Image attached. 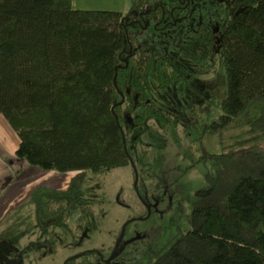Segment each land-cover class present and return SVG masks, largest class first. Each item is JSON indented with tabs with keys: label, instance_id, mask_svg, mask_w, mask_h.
Instances as JSON below:
<instances>
[{
	"label": "trees",
	"instance_id": "trees-1",
	"mask_svg": "<svg viewBox=\"0 0 264 264\" xmlns=\"http://www.w3.org/2000/svg\"><path fill=\"white\" fill-rule=\"evenodd\" d=\"M154 9L138 0L126 13L76 10L73 0H0V115L19 135L15 157L42 171L75 173L67 189L40 186L23 206L35 205L40 225L83 229L94 215L80 203L88 173L144 164L151 180L139 187L144 200L155 191L170 198L161 216L175 221L160 241L118 264H264V152L256 143L264 138V0H232L219 36L198 28L175 53L138 39L143 26L160 21ZM219 65L226 71L220 114L199 130L192 125V133L174 98L190 106L187 72ZM168 99L173 111L164 107ZM179 131L194 144L219 135L225 150L200 145L187 170L211 168L186 196L177 187L179 168L163 164L166 154L147 161L158 138Z\"/></svg>",
	"mask_w": 264,
	"mask_h": 264
},
{
	"label": "rangeland",
	"instance_id": "rangeland-1",
	"mask_svg": "<svg viewBox=\"0 0 264 264\" xmlns=\"http://www.w3.org/2000/svg\"><path fill=\"white\" fill-rule=\"evenodd\" d=\"M138 1L145 2L152 0ZM221 16L225 17V13H222ZM187 74L188 76L187 82L184 84V92L192 95L191 104L190 106L183 107L181 104L183 103L184 98L180 101L175 97L174 99H176L177 102V109L175 111L180 116H187L188 126L185 127L194 133V129L191 127L192 125L196 130H199L206 121H209L220 114L217 110L216 104L221 103L225 98L226 71L224 66L217 67V70H205L201 67H195L192 72ZM208 92L211 94L214 93L216 107L214 102L211 103L209 100L210 95H208ZM168 101L170 106L167 102H164V107L167 110L170 108V110L173 111V104L169 99ZM232 133L233 131L231 130L228 133H225V136H230ZM196 137L198 136L196 135ZM158 139L156 140L155 148L152 150L151 157L148 160H145L150 163L152 162L153 155L166 154V159H163V164L167 167L179 168L178 170L181 174V179L178 182L177 187L184 192V196L190 195L195 189L202 187L203 176L205 175L206 170L211 168L210 164L207 168L204 167L203 164H197L191 170H187L194 161L199 159L201 152L198 148L200 145L211 153L220 154L225 152L224 146L219 144V135L205 136L201 141L196 142V144L190 141V139H186L180 131L177 134H171L168 137H161L160 142ZM19 142L18 133L12 128L6 118L0 115V163H2L1 171L3 172L2 175L0 174V178H5L7 176H12L13 178L8 190H0V201L4 204L0 207V246L3 247L5 244L11 243V249L15 248L14 241H16V238L14 236L17 237V230L15 229L14 231V227H12L15 225L14 214L17 215L18 219H21L22 211L16 212L17 209L14 210L13 208L7 211L6 209L8 205L6 202H8L10 200L9 198L13 196V186L15 185L14 183H16L17 178L20 179L18 184L19 188L21 191H24L20 193L19 198L26 195L22 185V175H19V178L17 174L18 171L21 170V174L34 178L27 180L26 184H33L34 181H44L42 182V185L37 186L34 191L40 189V186L49 189L65 190L75 175V173L42 171L25 161L16 158L15 153L19 147ZM191 142L192 146H190ZM251 143L256 145L253 142ZM256 143L259 147L256 146L264 152V138ZM139 164L141 163L139 162ZM139 168H141V165ZM142 182L146 185L151 183V180L145 171ZM49 192L50 191H48V193ZM121 192L122 194L120 198L122 204L118 200ZM156 192L157 191L154 192V195L159 193ZM136 193L135 177L133 169L130 166L116 168L106 173L90 172L87 175L80 198V203L83 206H89L94 210V215L85 225V229H88L85 231L86 234L88 233V238H83V235L79 234V231L77 232V229L73 225H71L73 233H70L69 230H65L61 226L52 227L49 225V222L40 225L36 220L29 219V221H31L29 226L31 232L30 234L27 232L28 235L22 237L19 241V246H31L33 242H40L39 239L44 241L48 239V246L50 248L47 249L46 252L52 249L53 253H49L44 257L42 255L43 252H38L39 250H37L32 251V253L30 251L26 252L24 255V253L20 252V249L16 247L14 252L13 250H8L4 253V256L14 255L13 258L17 260V263L22 260L21 264H64L69 257L76 256L78 253L92 248L105 247L107 248L106 251L109 252V249L115 244V237L127 220L135 217L139 219L129 226L128 230L130 233L128 232L127 237H130V234L134 235L135 231L138 233H142L143 231L146 233V236H144V239L139 240L133 248L127 250L123 254V258L128 259L130 258L132 251L140 247L145 248L146 245L150 243L160 241L162 234L165 233V226H171L172 222L175 221V217L171 214L162 217L159 212L163 210V207L160 206H158L160 209H158L159 211H153L150 217L149 214L144 217L146 209ZM15 200H17V197ZM125 205H128V207ZM27 212L28 209L25 208V213L22 214L25 218L22 217V222H24L23 218L24 220L33 218L32 214L26 215ZM26 226L27 225H25V227ZM47 227L49 228V232L45 233V237H39L40 230L44 231L43 228ZM8 230H10L11 233H9ZM55 234L58 235L59 239L56 238Z\"/></svg>",
	"mask_w": 264,
	"mask_h": 264
},
{
	"label": "flooded vegetation",
	"instance_id": "flooded-vegetation-1",
	"mask_svg": "<svg viewBox=\"0 0 264 264\" xmlns=\"http://www.w3.org/2000/svg\"><path fill=\"white\" fill-rule=\"evenodd\" d=\"M156 0H152L155 9L154 10H160L161 12V18L160 21L152 27L147 26L144 28V32L141 34V36L138 38L142 43L144 44H150L151 46L157 48L160 47L162 50L165 52H171L175 53L176 50L179 49L180 44L183 41V38L186 37L188 34L190 35L191 33L197 32L198 30L202 27H210L214 29V34L215 35H220L222 32L223 28L226 25V18H227V13L229 11L230 5L232 3V0H171L172 3H170V0L164 1L159 3L156 7V4L154 3ZM171 6L170 12L167 13L165 12V8L163 6H166V3ZM152 11V9H148L146 13ZM145 13V14H146ZM225 13V17H222L221 14ZM141 18H143V15H140ZM194 67V66H193ZM204 69V68H203ZM194 70V68H192ZM192 70H189L187 73L192 72ZM131 167L133 169L134 177H135V189H136V194L141 200L144 208L146 209L145 216L147 214L152 215L153 211H159V207H163L164 205H167L166 197L165 195L159 196L154 195V193H146L145 194V200H144V193L142 194L141 190H139V187L142 185V179H144V164L141 165V168H139L137 165L134 164V162H131ZM135 169L138 172V183L136 184V175H135ZM21 178H23V174ZM20 180V179H19ZM55 190V189H51ZM141 191V192H140ZM144 192V191H143ZM167 195V194H166ZM31 197V196H30ZM29 197V198H30ZM27 199V201L29 200ZM170 200V198H168ZM27 201L25 203H27ZM128 207V205H125ZM35 205L29 207L28 214H32L33 218H28L25 219V216H22L23 213H25V208L23 206L24 212L21 214V219L19 218L18 220V225H16V230L19 231L17 234L16 241H14V246L15 248L18 247L20 249V252H23L24 255L26 252H31L32 251H37L38 252H43V256L46 257L49 253H53V250L51 249L50 251L46 252L47 249L50 247L48 246V239L47 240H41L39 239L40 242H33L31 246H19L20 245V240L22 237L30 234V223L29 219H34L36 220V210L34 209ZM159 209V210H158ZM161 214V212H159ZM22 217L23 221L22 222ZM140 217V218H144ZM139 218H130L127 220L126 223L127 226L125 230H123L124 226L120 230V232L117 234L115 237V244L113 247L109 249V252H107V248H92L87 251H83L81 253H78L76 256L69 257L66 259L64 264H89L86 263V261L93 260L92 264H111L115 263L118 264L120 261H122L123 254L127 251L133 248L139 240L144 239V236H146V233L142 231V233H138L135 231L134 235L130 234V237L128 236V228L131 226V224L135 223L138 221ZM133 221V222H132ZM125 223V224H126ZM25 225H27L25 227ZM73 226H75L72 223ZM52 227L55 226H61L65 230H69L70 233H73L72 231V226L70 227H63L64 224H52ZM50 226V227H51ZM77 229V232L79 231V234L83 235V238H88V233L86 234L85 231L88 230L85 227L83 229H79L75 226ZM14 229V231H15ZM124 231L123 237L120 240L121 234ZM28 232V233H27ZM46 232H49V228L46 230ZM45 231L40 230V235L39 237H45ZM85 233V235H84ZM130 233V232H129ZM56 235V238L59 239L58 235ZM47 238V237H46ZM36 241V240H35ZM11 243L10 244H5V246H0V264H21L22 260L17 263V260L13 258L14 255H8L4 256V253L8 250H13L11 249ZM24 247V248H23ZM37 247V249H36ZM87 253H93V256L85 255ZM114 254L113 259L110 260L111 256ZM85 255V256H84Z\"/></svg>",
	"mask_w": 264,
	"mask_h": 264
},
{
	"label": "crops",
	"instance_id": "crops-1",
	"mask_svg": "<svg viewBox=\"0 0 264 264\" xmlns=\"http://www.w3.org/2000/svg\"><path fill=\"white\" fill-rule=\"evenodd\" d=\"M135 0H73V7L76 10H102V11H116L126 13L130 10ZM2 163H0V174L2 175ZM27 171V169H26ZM18 177L20 178L21 170L18 171ZM47 176V175H45ZM15 177V176H14ZM24 178H21L22 185L24 187L26 195L22 198L20 197V193L24 192L21 191L18 184L20 180L17 178L15 185L13 186V196L9 198L10 200L6 202L8 205L7 211L11 210L12 208L15 210H21L23 208L24 203L27 201L28 197L32 195L35 188L39 185H42L44 181H34V183L26 184V181L29 179H34L33 177H29L27 175H23ZM12 176L1 177L0 178V190L7 189L11 186ZM45 184V183H44ZM45 186V185H44ZM46 188V187H45ZM10 189V188H9ZM20 191V192H19ZM15 194V196H14ZM17 197V200H15ZM4 204L0 201V207Z\"/></svg>",
	"mask_w": 264,
	"mask_h": 264
},
{
	"label": "water",
	"instance_id": "water-1",
	"mask_svg": "<svg viewBox=\"0 0 264 264\" xmlns=\"http://www.w3.org/2000/svg\"><path fill=\"white\" fill-rule=\"evenodd\" d=\"M135 175H136V184H137V183H138L139 176H138V172L136 171V169H135ZM127 224H128V223H126V224L124 225L123 230H125ZM123 234H124V231H123L122 234H121L120 240H121V238L123 237ZM114 254H115V253H113V255L111 256L110 260L113 259Z\"/></svg>",
	"mask_w": 264,
	"mask_h": 264
}]
</instances>
